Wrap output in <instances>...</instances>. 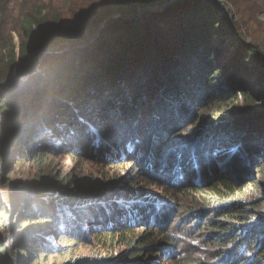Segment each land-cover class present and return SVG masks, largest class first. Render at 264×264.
<instances>
[{
  "label": "trees",
  "instance_id": "16d2710c",
  "mask_svg": "<svg viewBox=\"0 0 264 264\" xmlns=\"http://www.w3.org/2000/svg\"><path fill=\"white\" fill-rule=\"evenodd\" d=\"M100 1L88 12L87 24L78 28L67 25L66 31L60 29L64 24L61 14L51 13L49 5L26 12L20 9L21 43L18 51L9 33L14 25L12 2L0 0V112L3 113L0 114V164L6 158L21 159L20 147L24 140L29 147L42 145L53 154L64 149L76 159L74 150L81 151L85 158H92L89 153L97 144L99 150H96L104 151L101 160L106 155L114 162L127 157L132 158L131 164H135L136 159L141 161V167L136 168L140 170L139 174L150 170L152 175L146 173L150 178L146 177L147 182L141 184L142 187L132 175L124 178V189L118 184L113 185L115 183L101 185L96 182V189L88 187L77 192L80 186L75 185L73 176L50 175L47 181L55 190L35 196L36 202L93 201L94 204L72 211L78 215L76 211L81 209H84L83 213L97 210L83 224L89 223L91 229L105 225L104 244L108 240H120L118 246L128 243L129 239L121 241L123 237L127 233L132 236L136 227L140 229L147 222L143 230L147 231L146 235L129 243L128 249L132 252L129 257H110L100 264H155L151 261L159 252L176 247L168 229L175 208L184 202L185 195L204 192L210 196L199 198V201L195 199L194 204L199 212L210 209L197 206L200 201L212 204L216 218L212 225L221 232L214 242L224 246L232 241L240 248L247 244L254 246L263 261L264 219L259 218L261 205L255 202L259 200L244 202L242 199L244 187H238L241 182L236 178L243 174L244 166L235 163L236 172L232 174L227 173V166L223 163L228 154L239 153L236 155L238 159L244 148V157L250 158L246 166L251 162L259 163L258 171L264 173V154L260 155L259 148H253L254 141L264 137V113H261L264 110L256 107L257 101L264 103V52L258 45L248 44L236 35L231 10L212 6L204 0H184L175 8L162 12L158 8L171 0ZM217 39L230 43L234 40L233 50L225 54ZM78 41L85 42V47L73 48ZM70 43L72 50L69 53L40 56L39 75L17 85L12 76L21 77L34 71L39 64L38 51L52 53ZM55 59H58L56 64L50 63ZM188 72L191 76L186 81L181 73ZM60 87L64 90L58 91ZM9 89L13 93L11 96L5 92ZM24 95L30 99L38 98L39 105L26 109L22 100ZM53 95L61 101L70 100L72 109L67 106L70 117L59 115ZM239 96L244 97L249 107L244 109L247 112L245 118L234 116V119L251 121L249 127L238 121L235 125L230 122L231 127L215 122L214 116L222 111L219 108L235 102ZM186 100L189 103L183 105ZM207 108L213 109V117L206 115L204 120L212 125L196 129L192 138L186 137L184 125L192 123ZM50 111L52 113L47 114ZM35 114L43 115L45 121L42 122L44 126L48 125L47 133L53 138L34 135V130L28 131L26 124ZM82 120L97 131L99 139L96 143ZM57 127L63 131L66 129L60 138L53 132ZM13 129L16 132L13 133ZM208 129L211 134L207 133ZM217 146L227 150L215 153ZM180 148L184 149L175 156ZM9 150L12 158L8 159L6 153ZM189 157L191 162L185 163ZM45 159L36 158L34 162L42 163ZM155 172L162 176L153 177ZM196 173L198 178L194 176ZM154 178L161 184V199L146 195ZM203 184L208 185V189H200ZM250 184L259 191L257 180ZM140 193L145 194L136 197ZM14 198L10 200L5 196L4 200L11 204ZM212 198L217 201H211ZM112 201L119 205L125 202V206L110 209L114 204ZM153 203L154 209H151ZM103 206L107 210H100ZM1 208L4 216L12 218L10 235H14L21 218H29L24 224L45 222L36 227L48 224L45 231L25 241L29 247L43 242V236H48L47 239L61 234L64 240L73 235L76 237L73 241L80 242L83 239L80 235H86L73 232L74 222L56 221L58 213L53 203H46L45 207L38 205L39 211L32 213L17 211L16 217L6 206L1 205ZM210 219L207 217L205 221ZM242 226L244 228L239 230ZM151 227H156L153 235L149 233ZM117 230H124L125 234H117ZM7 248L5 240H0V250L5 252Z\"/></svg>",
  "mask_w": 264,
  "mask_h": 264
},
{
  "label": "rangeland",
  "instance_id": "374dc122",
  "mask_svg": "<svg viewBox=\"0 0 264 264\" xmlns=\"http://www.w3.org/2000/svg\"><path fill=\"white\" fill-rule=\"evenodd\" d=\"M215 1L221 2L222 4H224V7L231 10L236 29V35L240 37L242 41L247 42L248 44L258 45L264 52V0ZM11 2L12 3L10 6L14 10V12L11 14V18L14 25H12L13 27L11 29V32L9 33H11L16 49L19 51L21 43V30H19L20 9H23L26 12L32 11L39 6L41 7L43 5H49L48 9L51 13L55 14V12H59L61 14L62 23L64 24L60 29L62 31H66V28L71 24L76 25L77 28L83 26V24H87L86 21H88L89 19L88 12L93 10L91 8L98 2V0H11ZM102 2H104V0L100 1V3ZM206 3L210 4L209 2ZM53 14H51V17H54ZM228 39L231 40L230 38H227V40ZM232 42L235 41L233 40L230 43L223 42L222 40L217 39V43L222 44V46H219H221V49L225 54H229L230 51L233 50L234 45L232 44ZM71 44L72 43H70L69 45L64 44L60 49H57L52 53L50 52V54L54 53V55H61L63 53H69L72 50ZM85 45V42L83 43V41H78V44L73 46V48L75 47L82 49L83 47H85ZM42 51L44 50L38 51L39 54ZM57 60L58 59H55L50 63L55 62L56 64ZM183 71L186 70H180V72ZM37 75H39V70H37L36 67L34 71H30V73L25 76L18 77L17 74H14L12 77L13 79H15V81H17V85H21L23 82H26L33 77L36 78ZM181 76L187 81L191 75L188 72L187 74L181 73ZM61 90H64V87L58 88V91ZM5 92H7V95L9 96L13 94L12 92H10V89ZM52 98L54 99V102L59 109V115L62 117L69 115L70 117V112L67 108V106L71 104V102H68L70 100L66 102L61 101L60 99H58L59 97H55L54 95L52 96ZM37 99L38 98L30 99L27 95H24V98H22V100H24V105L27 107L26 109L36 108L39 105ZM56 100H58V102ZM187 103H189V100H186L183 105ZM256 103V107L258 109L264 110V103L258 101ZM69 107L71 108V105ZM247 107H249V104L245 102L244 97L239 96V98L235 102H231L226 106L219 108V110L222 109V111L219 113V115L214 116V118L217 119L215 122L222 123V126H225V124H227L228 127H231V125H235V123L238 121L234 119V116L244 118L246 117L247 112H244V109ZM207 109L208 110H206L204 113L202 112L201 115L198 114L197 118L194 119L192 123L190 122L187 125H184V129L186 130L184 133L186 137L190 136L192 138V134L195 133L196 129L198 130L200 127L205 128L212 125L211 122L208 123L204 120V117L206 115H210L208 117H213L211 116L213 114V109ZM51 111L47 112V114H51ZM261 113H264V111H262ZM0 114L2 115L3 113L0 112ZM42 120H44L43 115L35 114L33 116V119L26 124L28 131L34 130V135L53 138L54 136L48 135V125L44 126ZM82 121L84 122L87 131H89L90 135L93 136V143H96V141L99 139L97 131L94 130L91 125L87 123V121ZM248 121L249 120H245V122ZM1 122L2 119L0 117V123ZM230 122L233 124H231ZM245 122L238 121V123H244V126L249 127L251 121L248 123ZM215 124L216 123H214V125ZM56 126L59 125L56 124ZM27 129L25 135H27ZM52 129H50L49 132ZM237 129L240 128H236V130ZM14 131L16 132V130L13 129V133ZM60 131L63 130L57 127L53 132L58 133V136L60 138V135L65 133L64 131ZM209 132L210 134L212 133L211 129L207 130L208 134ZM253 145L254 149L259 148L260 155L264 154V137H262L260 141H254ZM31 146L32 147H29L24 140L23 144H21L20 147V151L22 153L20 155L22 158H12V154H10L9 150V152L6 153V157H8V159H12L7 160L6 158V161L4 159V162L0 164V240H5V243L8 247L5 252L0 250V264H100L99 262H105L106 259H110V257H129L130 254H132V252L128 249L129 243L146 235L147 231L143 230H145L147 222L140 229L136 227L134 230L135 232H133L132 236L127 233L123 237L121 241L124 242L125 239H129L130 241H128V243L125 241L126 244L118 246L120 240H117L116 242L115 240H108V242L104 244L102 240L104 237L102 235L104 233V228H106L105 225H102L101 228L91 229L89 223L87 225L83 224L85 223L83 221H85L86 218L88 220L91 213L94 214L97 210L92 209L91 212L88 211L87 213H83L84 209H81L79 211H76L78 215H75V213L72 211V209L74 210L81 207L84 208L87 204L90 203L94 204L93 201L84 200L72 203L52 200L51 203L45 201L36 202L35 196H37L38 194L43 195L48 192L51 193L53 190H55L54 187H50L53 185H50L47 181L50 175H58L61 178H64L67 175L73 176V178L76 179L75 185L80 186L79 189H77L78 192V190H87L88 187L89 189H96V182H99L101 185H111V183H115L113 185L116 186V184H118L123 187L122 189H124V186H126L124 178L132 175L136 178V181H138V185L141 186L142 184L143 186L144 182H147L146 177H149V175H151V171L149 170L145 173L143 172V174H139L140 170L138 171V169L136 170V168L141 167L142 162L138 161L136 158L135 164L130 163L131 161H133L130 157L119 160V162H114L113 160H109V157L105 155L103 160H101V155L104 153V151H97V144H95L96 148H94L89 153L90 157L92 158H85V155H83L81 151H78L77 149L74 150L77 159L73 158L72 155H70L71 153L66 152L64 149L59 150L58 153L53 154L46 151L42 147V145ZM183 149L184 148L177 149L175 152V156L179 151H182ZM220 150L224 152L227 150V148H219V146H217L215 147L214 152L218 153ZM244 150V148L241 150V153L243 152V155L239 156L238 159L236 158L237 154H228L224 157L228 159L223 164L228 167H226V169H228L227 173L231 172L232 174L236 172L235 163H241L244 166L243 174L240 173L236 178L237 181L241 182L239 183L238 187H244V195L242 199L244 202H247L250 199H253V201L259 200L255 201L258 205H261V207L258 208L259 218L264 219V173L261 174L258 171V167L260 166L259 163L251 162L249 166H246V161L248 160L249 156L244 157V155L246 154ZM36 158L46 159L42 163H36L34 162V159ZM97 158L100 159L97 160ZM190 159L191 157H189L188 160H185V163H190ZM222 159L223 158L219 160L222 161ZM118 164L119 166H116ZM143 164L145 163L143 162ZM111 166H113L114 168H111ZM192 166L193 165H191V167ZM10 173L12 174L10 175ZM146 173H149V175L146 176ZM158 176L161 177L162 175H159V173L157 172L153 174V177L155 178H157ZM194 176L198 178L197 173ZM155 178L152 179L153 183L148 180L151 183V187H149L150 190L146 195L150 196L151 198L161 199V184ZM254 179L257 180L260 184L259 191L255 190L254 186L250 184V182ZM199 187L200 189L204 190L208 189L209 186L203 184ZM147 188L148 187H146L145 189ZM23 191H27L28 193H24ZM144 194L145 193H140L136 197H141ZM121 195L123 194L121 193ZM5 196H7L10 200L14 196L18 199L14 198V201H12L10 204L4 200ZM209 196L210 195L208 192H204L203 194L199 195H185V197L183 198L184 202H182L181 204L179 203L175 208L174 213L172 214L173 220L171 221L170 227L168 228L170 231V237L174 239V245L176 247L171 249V251H167L164 253L162 251L159 252L155 257V260L151 262H155V264H243V262L246 260L244 264H264V260L262 261V258L258 257L256 248L254 246L247 244L246 246H242L240 248V245L238 243L234 244L232 243V241L231 243H226L224 246L222 243L214 242V239L219 237L221 235V232L215 225H212V223L216 222L214 210L212 206H210L212 204H207L203 201L197 203V206L210 208L209 210L201 212L197 211L198 209H196V206L194 204L195 199H206V197ZM211 201L217 200L212 198ZM112 202L114 204H111L112 206L110 205V209H115L117 207H120L119 209H123V207L125 206V202L121 203L120 205L118 203L115 204L114 201ZM46 203H53V205H56L57 208L55 209V211L58 213L56 221H58L59 223H61L62 221L70 223L74 222V229L72 228L73 232L76 233L78 231L79 235L83 232L86 234L84 236L80 235V237L83 238L80 242L73 241V239H76V237H74L73 235L70 236L69 239L63 240L61 234H59L56 235L55 238L49 237L45 239L48 236H43V242H40V244L38 245L34 243V245L29 247L25 244V241L31 239L33 236L39 235V233L45 231L48 228V224H43V227L42 225L41 227H36L40 226L38 223L45 222H30L24 224L23 222H25L29 218H21L19 220V223L14 229V235H10V233H8V230L12 225V218H10V216H4V213H2L1 210V205L6 206L8 211L12 212L14 217L17 211L25 213L39 211L38 205L45 207ZM104 209H106V206L101 207L100 210L103 211ZM151 209H154V203L152 204ZM150 211L149 214L151 216L152 213ZM207 217L211 218L209 222L208 220L205 221ZM41 218L45 217L41 216ZM52 225L54 226V224ZM150 226H153V224L151 223ZM155 228L156 227L149 228L150 235H153V230ZM243 228L244 227L242 226L239 228V230H242ZM164 229L165 228H162V230ZM123 231L124 230H117L116 233L124 235L125 233ZM246 233L247 232H245L244 234ZM142 242L143 241L140 240V243ZM171 245L173 246V244ZM120 259L123 260L124 258Z\"/></svg>",
  "mask_w": 264,
  "mask_h": 264
},
{
  "label": "water",
  "instance_id": "95a60500",
  "mask_svg": "<svg viewBox=\"0 0 264 264\" xmlns=\"http://www.w3.org/2000/svg\"><path fill=\"white\" fill-rule=\"evenodd\" d=\"M206 2H209V3H212L213 5H216V6H221V5H218L215 0H204ZM184 0H171L167 3H165L163 6L159 7L158 8V11L159 12H162V11H166V10H170L172 8H175L177 5L183 3ZM216 3V4H215ZM155 11V10H154ZM44 54H50V52H46V51H42L40 54H39V64L37 65V70H39V67H40V56L44 55Z\"/></svg>",
  "mask_w": 264,
  "mask_h": 264
},
{
  "label": "built area",
  "instance_id": "2783aa9c",
  "mask_svg": "<svg viewBox=\"0 0 264 264\" xmlns=\"http://www.w3.org/2000/svg\"><path fill=\"white\" fill-rule=\"evenodd\" d=\"M216 2V1H215ZM218 5H221V6H216V5H213L212 3H210L212 6H215V7H220V8H224V4H222L221 2H216ZM215 3V4H216ZM263 18H264V14H263Z\"/></svg>",
  "mask_w": 264,
  "mask_h": 264
}]
</instances>
